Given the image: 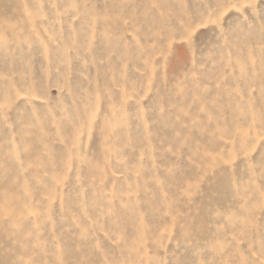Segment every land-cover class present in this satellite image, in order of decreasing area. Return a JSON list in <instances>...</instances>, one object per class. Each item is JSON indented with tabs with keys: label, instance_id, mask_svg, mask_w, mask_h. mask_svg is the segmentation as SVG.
<instances>
[{
	"label": "rangeland",
	"instance_id": "obj_1",
	"mask_svg": "<svg viewBox=\"0 0 264 264\" xmlns=\"http://www.w3.org/2000/svg\"><path fill=\"white\" fill-rule=\"evenodd\" d=\"M0 264H264V0H0Z\"/></svg>",
	"mask_w": 264,
	"mask_h": 264
}]
</instances>
